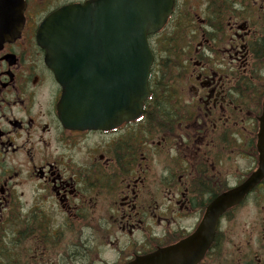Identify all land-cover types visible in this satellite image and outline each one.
I'll return each mask as SVG.
<instances>
[{"label":"flooded vegetation","instance_id":"obj_1","mask_svg":"<svg viewBox=\"0 0 264 264\" xmlns=\"http://www.w3.org/2000/svg\"><path fill=\"white\" fill-rule=\"evenodd\" d=\"M88 1H0V264H264V179L198 235L260 165L264 0H173L141 117L70 128L40 29ZM168 51L181 70H160Z\"/></svg>","mask_w":264,"mask_h":264},{"label":"water","instance_id":"obj_2","mask_svg":"<svg viewBox=\"0 0 264 264\" xmlns=\"http://www.w3.org/2000/svg\"><path fill=\"white\" fill-rule=\"evenodd\" d=\"M172 2L90 0L65 6L46 19L40 39L50 51L49 64L63 88L59 109L67 127L113 128L141 116L151 95L149 78L154 61L148 36L163 27ZM259 150V168L243 184L215 200L198 235L209 232L212 239L219 216L239 205L263 180L264 115ZM192 242H198L197 235L179 250L186 251ZM196 246L204 251L198 243ZM177 253L178 249L164 248L128 264H172L170 256Z\"/></svg>","mask_w":264,"mask_h":264},{"label":"trees","instance_id":"obj_3","mask_svg":"<svg viewBox=\"0 0 264 264\" xmlns=\"http://www.w3.org/2000/svg\"><path fill=\"white\" fill-rule=\"evenodd\" d=\"M161 49H164L165 50L167 48L164 46ZM168 55L171 56V59H169L167 62H165V64H163L164 67H161L160 70L163 71V73L172 72V71L174 72V71L181 70L182 69V63H181L180 60H178V58L176 57V55L174 53H172L171 51H168ZM151 100H149L148 102H150Z\"/></svg>","mask_w":264,"mask_h":264},{"label":"rangeland","instance_id":"obj_4","mask_svg":"<svg viewBox=\"0 0 264 264\" xmlns=\"http://www.w3.org/2000/svg\"><path fill=\"white\" fill-rule=\"evenodd\" d=\"M167 50H168V48H167Z\"/></svg>","mask_w":264,"mask_h":264}]
</instances>
